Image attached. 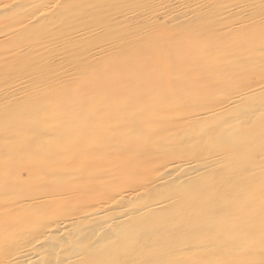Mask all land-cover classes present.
Here are the masks:
<instances>
[{"label":"bare ground","instance_id":"obj_1","mask_svg":"<svg viewBox=\"0 0 264 264\" xmlns=\"http://www.w3.org/2000/svg\"><path fill=\"white\" fill-rule=\"evenodd\" d=\"M67 1L72 0H59L54 8L59 6L60 11L66 12L70 3ZM23 3V0L0 1V13ZM157 3L162 10V7H168L170 11L155 14L152 11V16L144 15L153 19L150 23L154 33L150 39L141 37L134 28L125 29L128 28L125 25L130 26V21L138 15L131 12L125 17L126 21L113 19L115 29L106 31L100 38L109 35L116 43L102 45L103 42L98 43L97 49H86L87 55L75 57L71 68L62 74H59V68L42 67V63L32 65V73L16 74L0 84V264H264V254L261 256L264 251V202L256 196L253 198L255 180L237 186L228 180L229 184L225 182L224 185L228 199L221 200L217 194L223 190L216 186L221 182L214 184V172L209 176L216 167L230 168L231 163L227 165L225 162L226 155L238 162L242 155L249 159L264 152L263 132L255 134L260 139L255 147H249L246 140L253 135L251 120L254 114L260 112L262 115L264 111V60L259 53V58L247 57L255 50L248 44V52L239 53L243 58L247 57L240 59L245 64L239 66L236 61L228 60L231 54L224 51L230 47L228 42L218 48L214 42L226 32L264 27V11L257 17H238L236 20L233 16L239 13H233L241 8V4L240 8L237 7L239 4H234L219 11L211 4L210 7L207 4L201 6L202 3L195 6L185 4L183 0ZM246 4L245 8L249 7ZM50 5L49 8L53 4ZM243 8L240 9L242 13L245 12ZM195 11L197 17L191 15ZM161 13H166L167 18L176 15L179 18L180 15L183 23L178 20L174 26L183 28L179 35L194 36L195 43L188 46L182 39H176L173 41L176 50L169 54L167 41L173 37L169 38L168 30L160 27L157 18ZM39 21L26 22L25 26ZM99 26L93 25L89 30H96ZM85 33L82 30L75 35ZM93 36L100 37L99 33ZM20 40L15 38L14 42L18 41V44ZM241 41L244 40L231 42L236 51L244 47L245 43ZM146 45L150 49L144 51ZM53 49L56 51L61 47ZM72 52H75L73 47ZM211 64L214 69L219 66L221 74L217 73L222 82L218 85L221 89L213 88V84L202 78ZM178 67L182 73L171 72ZM118 91H148L151 112L147 116L157 110L158 115L161 111L158 122L168 124L162 126L164 129L159 133H154L156 142L169 135L170 142L177 141L181 143L179 148H185L171 153V159L160 162L164 164L158 163L160 168L155 172L152 184L145 185L142 198L137 191L141 188L139 186L135 190H118V176L129 175L136 179L145 166H153L154 161L145 158L151 151L143 141L135 138L116 140L118 133L106 125L110 119L117 128L122 126L112 111L118 107L126 110L130 101L144 95L140 92L135 99L125 101ZM165 91H193V96L187 93L186 100L173 95L167 98L169 95ZM210 91L226 93H220V96L218 93V99H209ZM188 104L194 109L175 111ZM78 106L92 111L88 112L92 118H89L91 123L87 128L65 113ZM139 107L141 112L144 109L139 114L148 112L142 102ZM130 116L132 114L126 121L132 120ZM96 119L101 124L95 122ZM260 119L256 124L264 128V114ZM59 121H65L67 125L58 124ZM66 131L72 134L70 139L76 138L75 142L67 139ZM143 149L148 150L145 164L136 159L137 153ZM122 155H128L127 163L118 168L115 164ZM242 169L239 165L238 170ZM128 171L131 172L126 175ZM236 180L235 177L233 182ZM184 192L188 196L186 200L178 206L169 204L167 210L169 205L166 202ZM184 206L188 209L183 210ZM225 211H231V218L216 221L218 214ZM188 228L192 231L189 232Z\"/></svg>","mask_w":264,"mask_h":264},{"label":"rangeland","instance_id":"obj_2","mask_svg":"<svg viewBox=\"0 0 264 264\" xmlns=\"http://www.w3.org/2000/svg\"><path fill=\"white\" fill-rule=\"evenodd\" d=\"M0 1H4V0H0ZM53 1H54V3H53ZM72 1H75V2H72ZM72 1H67V3L68 2H70V3L68 4V8H67L66 12L62 11V10L60 11L58 9L59 6H56L57 8H54L55 4L59 3V0H50V1L49 0H23L24 3L21 6H16V7L12 8L10 11H3V12L0 13V84L4 83V82H7V80L9 78H11L12 76H14L16 74H20L21 75V73L24 74V72L32 73L31 71H34V69H33L34 67L32 68V65H39V64H42V63H43L42 67L52 68V66H55V67L59 68L60 72H61L59 74H62L63 72H65L66 70H69L71 68V66H70L71 61L74 60L75 57L80 58L81 56L85 57L87 55L85 53L86 49L91 48V47L97 49L100 46V45L97 46L98 43H103L104 42V44H102V45H106V44L109 45V44L116 43V41L114 39H113V41H112V39H110L109 35H104L103 39H100V38L102 37L103 34L106 33V31L107 32L109 30L113 31L115 29V26H113L114 20H116V21H121V20L126 21L125 17H128V14L131 13V12L134 13V15H135V13H138V15L139 14L140 15L139 16L135 15V18L130 21V23H132V24L130 26L125 25V27H128V28H125V29H127L129 31L135 29L136 33L140 34L141 37L150 39V35L152 33H154V31L152 29L153 26L150 23L153 19L151 18L149 20L150 16L147 17V16H144V15H148V14L151 15L152 11H153L154 14L156 12H159V11H164V12L165 11L166 12L170 11L169 9H167L168 7H166V8L162 7L164 10H162L160 8L161 5L158 4L157 1L159 2V1H162V0H154V1L153 0H72ZM92 1H93V3H92ZM183 1L186 2L185 4L189 3V4H192V5L194 4L195 6L196 5L197 6L201 5V3H202L201 6H206V4H207V7H210L212 5L214 7H217L219 11L221 9H223L224 7H227V5H234V4L238 5L239 4L237 6V7H239L240 4H241L240 7L243 8L242 7V5H243L244 8H245V4L247 3L246 6H248V4H249V7H246L245 9L243 8V11H245L243 13H242V10H240L241 9L240 7H239L240 9L237 8V9H239V10H237L239 12L235 11L236 13L234 12L233 15L238 14V13L240 14V12H241V14L233 16V18L236 19V20L244 19V18H247V17H253V16L257 17L260 12L264 11V8H263L264 7V1L263 0H254V1H252V0H248V1H246V0H233V1H231L230 0L231 2L228 1V0H218V1L217 0H210V1L209 0H199L200 1L199 2L197 0L199 3H197L196 0H188V2H187V0H183ZM202 1H204V4H203ZM205 1H207V3ZM212 1H213V3H215L216 6L212 3ZM244 1H246V3H243ZM249 1H250V3H249ZM90 2H91V4H90ZM148 2H149V4H148ZM194 2H196V4ZM223 2H226L225 6H222V5H224ZM48 3H49V5L53 4L52 6L50 5L51 8H49ZM251 3H253V4H251ZM254 3L255 4L259 3L261 6L257 7L256 9H254L255 6L259 5V4L255 5ZM107 5H109V6H107ZM149 5H152V6H149ZM158 5H159V7H158ZM71 6H72V8H70ZM251 6L253 7L252 9H251ZM44 7H46V8H44ZM85 7H86V9H88V11L85 9ZM19 8H21V9H19ZM92 8H93V10H92ZM95 8H97V9H95ZM39 9H40V11H38ZM56 9H58V10H56ZM132 9H133V11H132ZM126 10H128V11H126ZM138 10H140L139 12H141V11L142 12L139 13ZM37 11H38V13L39 12L40 13L38 14ZM49 11L50 12L53 11V12L48 14ZM195 12H194V14L192 13L191 15L197 17L198 13L197 12L195 13ZM114 13H116V15L117 14H119V15L116 17V15ZM56 14H58V15H56ZM124 14H125V16H124ZM165 14L166 13L159 14L160 18L158 16V18H157L158 20L157 21L160 24L161 29H164V31H166V32L168 30L169 34L167 33V35L169 36V38L173 37V38H171V40L169 39L167 41V43L169 42L168 45H167V50L170 51V53L168 52L169 54H171V52L173 50H176V46L177 45H175L173 43V41H175L176 39H182V42L185 43L188 46H189V44L195 43L196 39L193 38L194 36L191 37V36H188V35H179V33L183 30V28H179L178 29V28H176L174 26L177 23H179L180 21H181V23H183V21L180 20V17H181L180 15H179V18H178L177 15H176L177 18H176V16L172 17V18H167L168 15H165ZM34 15H37V16H34ZM50 15H52V16H50ZM121 15H122V17H120ZM98 16H99V18H97ZM30 17H32V19H27V18H30ZM35 17H38L39 19L35 18ZM110 17H111V20H110ZM238 17H239V19H238ZM107 18L109 20H107ZM233 18H231V19H233ZM33 19L34 20H40V21L31 23V24L25 26L27 23H30L29 21H34ZM48 19H49V21H47ZM27 20H29V21H27ZM96 20H98V21H96ZM163 20H165V21H163ZM173 20L175 21V23H174ZM178 20H179V22H178ZM20 22H22V23H20ZM101 22H103L104 24L102 25ZM108 22H109V24L110 23L111 24L109 25ZM134 22H136V23H134ZM138 22H139V24H138ZM145 22H147V24H149V25H146ZM162 22H163V24H162ZM133 23H134V25H133ZM141 23H142V25H141ZM93 25H96V26L100 25V26L96 30L95 29L89 30V28H92ZM136 25H139V27H137ZM166 25H167V28H166ZM141 27H143V29ZM170 27H172V28H170ZM17 28H19L17 31H19L21 29L22 30L17 32L15 30ZM112 28H114V29H112ZM45 29H46V31H45ZM84 29H86V30H84ZM99 29L102 30V31H100ZM104 29H106V30H104ZM82 30L87 32V33H85L83 35H79V36L76 37L75 34L78 35L80 33V31H82ZM16 32H17V35H16ZM30 32H31V34H30ZM77 32H79V33H77ZM91 32H93V33H91ZM166 32H164V33H166ZM244 32H246V33H244ZM97 33H99L100 37H98L97 39L93 38L94 37L93 35H95ZM15 38H21V40H20L21 43L17 44L18 41L14 42ZM37 39H39L40 42ZM241 39L244 40V41H241V42H244L245 45L240 51H236V48L234 47V45L232 43H234V41H240ZM72 40H73V42H71ZM53 42H54L55 45L53 44ZM69 42H71V43H69ZM214 42H215V45H217V48H218V46H220V44H224L223 42H228L230 44V47L228 46V48L226 50H224L226 53L231 54L229 56L228 60H230L231 62L236 61L237 64H239V66H243V64H245V63H242V61L240 62V59H246L247 57H249V58L253 57L254 59H256L258 57L257 53H259V55H260L259 57L261 58V60H264V27H262V28L261 27H255V28H252V29H250L248 31L238 29V30L226 32L223 35V37H219V36L216 37V41H214ZM218 43H219V45H218ZM248 44L249 45L250 44L253 45V47L255 48V50L253 52L256 53V54L252 53L251 55L247 56L246 58H243V56L241 54H239V53L241 51L242 52H248V50L250 49ZM55 46H56V48L61 47V49L55 51V49H53ZM19 47H21V49ZM72 47L75 50V52H72ZM148 48L150 49V47L146 45V46L143 47V50L145 51V49H148ZM164 48H165V46H164ZM25 49H27V50L24 51ZM141 49H142V46L138 47L139 51ZM18 50H20V51H18ZM77 50L79 51L78 53H77ZM135 50L138 51L137 48H135ZM233 52H234V54H233ZM74 53H77V54H74ZM57 54H59V55L57 56ZM53 56L55 57V59L53 58ZM261 56H263V57H261ZM49 58L51 59V61H50ZM43 59L44 60L48 59L49 61L45 60L48 63H46ZM44 63H45V65H44ZM241 63H242V65H241ZM23 64L26 65V66H24L25 68L23 66H20V65H23ZM67 65H68L69 68H67ZM21 67H23V68H21ZM63 67H66V68H63ZM210 67H209L208 72L204 73L205 77L203 76L202 78H203L204 81L207 80V82L213 84L214 85V86H212L213 88L214 87H219V89H221L222 88L221 85H218V84H220L222 82V81L220 82L221 77H220L219 73H217V72H220L218 70L219 66L215 67L216 69H214V66L211 64ZM171 72L172 73H174V72L179 73L180 69L178 67V68L175 69V71H171ZM213 72H215V73H213ZM180 73H182V71ZM207 74H209V76H207ZM210 74L211 75L214 74L215 76L214 75L211 76ZM220 74H221V72H220ZM135 79H136V77H135ZM181 80H182V82L185 81L184 79H181ZM178 82H180L182 84V82L180 80ZM140 92L143 93L144 97L139 98L137 100H132V102L130 101V103L127 105V109L126 110L124 108L118 107V109H115V110L112 111L113 114L118 116L116 120H118V123L121 122L120 124L122 126L117 128L115 122L111 121L109 119V121L107 123L108 125H106V127L109 130L114 131L116 134L118 133L116 135V138H117L116 140H125V139H129V138H131V139L135 138L138 141H141V142L143 141L144 145L146 144L145 146H147L150 149L151 152H148V150H147L148 154H147V152L144 149H143V151H139L137 153L136 159L140 160V162L145 164L146 160L144 159V157L146 156L145 155V152H146V154L148 156H146L145 158H148V159L150 158L152 161H154V162H152L153 166L150 165V166H148L149 168L145 166L144 169H143V172H141V173L136 175L137 176L136 179H133L131 176L128 175V174H130L131 171H128L126 173V175H128V176H121V177L118 176V182H119L118 183V187H119L118 190L119 189H122V190H135V188L139 186L141 188L139 190H137V191L141 193L140 197L142 198V196H145L144 195L145 194V190H144L145 185L148 184V183L152 184L151 182L153 181V178H155V176L157 174L155 172L157 170H159L160 164L162 165L166 161L171 159V157H173V156H171V153L178 152L180 150V148H183V149H185V148L184 147H180L179 148V146H181V143H179L177 141H173V143L170 142L169 138H168L169 135H165L166 138H164L163 140H161L159 142L158 141L156 142V139L153 137L154 133H156V132L159 133V130L164 129V127H166L168 124L167 123H164V124L161 123L160 124L158 122L159 121V114H161V111H159L158 115L156 114L158 112V110H157V112L156 111L152 112V113H154L152 116H150V117H149V115L147 116V114H149L151 112L150 107H149V105L151 104V102H150L151 99L148 98V91H143V92L142 91H118V93H121L122 98L126 99L125 101H129V99H135V96L137 97V95ZM192 92L193 91H165V94L169 95V96H167V98L170 97V96L172 97V95H173L176 98L184 100L186 98V96H187L186 95L187 93H188L189 96L192 97L193 96V94H191ZM203 92H205V91H203ZM218 93H219V96H220V93L224 94L226 92L225 91H210V94H208V98L209 99H211V98L218 99L217 98V97H219L217 95ZM213 94H216V96L212 97L211 95H213ZM141 102L143 103L145 108L148 107L147 108L148 112H146V114H143V115L139 114V113H142L144 111V109H143L142 112H141V108L139 107ZM185 107H187L188 109L185 108ZM191 107H192V104H188L187 106H184V108H182L180 110H175V111L176 112H179V111L180 112L181 111L185 112V111H189L191 109H194V107H192V108ZM69 110H71V111L65 112L66 114H68V117L72 116L73 118H75L76 121L80 122L81 126L84 127V128H87L89 126L88 123L89 124L91 123V120L89 118H92V115H90L88 112H92L91 110L85 109L84 106H78V107L73 108V109L70 108ZM258 113L256 112L257 116H255L256 114H254L253 119L251 120V123L252 124L254 123L253 125L251 124L252 125L251 127H252V134L253 135H252V137H249L250 136L249 135L246 138V140H248V146L249 147L250 146L251 147H255V146H257V144L259 145V142H260L259 141L260 140L259 139V135H260L261 132H263L262 135H264L263 126H261L259 123L256 124L258 121H261L260 118L263 116L264 111H263L262 115H261L260 112H258ZM131 114H132V116H130V117L132 118V120H127L126 121V119H130V118H127V117H129V115H131ZM138 114H139V116L142 115V116H140L141 117L140 119H138V117H139ZM42 116H40V117H42ZM82 121H83V123H82ZM95 122L101 124L98 119H96ZM58 124H64V126L67 125L65 121H59ZM153 124H156V126L154 125L155 126L154 127ZM162 126H164V127H162ZM254 126H255L256 130H259V131L256 132ZM143 127H145L146 129L145 128L143 129ZM147 127H148V129H147ZM160 127H162V128H160ZM260 127H261V129H260ZM70 129L71 130H75L73 128H70ZM23 130L25 131L24 128H23ZM19 131H21V130H19ZM257 133L259 135L255 136V134H257ZM66 135H68L67 139H70L72 134L70 132H67ZM253 136H255V138L257 140ZM98 138H100V137L98 136ZM74 139H76V138H74ZM74 139H70V140H72V142H75ZM252 139H255V140L252 141ZM146 141H148V143ZM255 142H256V145H255ZM250 143L251 144L253 143V145H251ZM155 144H156V146H155ZM165 145L168 148L167 147L165 148ZM176 149H177V151H176ZM104 152L107 153L108 151L105 150ZM168 154H170V155H168ZM177 156H183V155H178L177 154ZM127 158H128V155H122V156L118 157V162H116L118 164H115V165L118 168L120 166L125 165L127 163ZM165 158H166V160H165ZM161 159L163 161H161ZM235 159H233L231 157V155H226L225 162H227L226 163L227 165H229L231 163L230 168H227V169L225 168L224 169L222 166L221 167H216L215 170H212V174H209V176H211V175H213V172H214V176H212V178L215 177V179L213 180L214 184H216L218 182H221V184L219 186L216 184L217 187H220L223 190V191H220L217 194L218 199H221V200H224V199L226 200V198L228 199V195L225 193L226 191L224 190L225 182L228 183V180L231 179L230 181L232 182V184L234 186H237L239 183H242V182L247 181V180H248V183L251 180H255L256 183H254L253 186H255L256 190L252 192L253 198L256 199V197H257V199H263L261 201L264 202V184L263 185L259 184V183H261V181H262V183L264 182V173L262 172V171H264V165H263L264 164V152L261 155H258V156H255V157H250L249 159H248V157H246V156L244 157L242 155V157L239 158L240 160L237 159L238 162H234ZM244 160L245 161L247 160V162H244ZM250 160H252L253 163ZM160 162H164V163H160ZM243 162H244V165H242ZM113 163H115V162H113ZM158 163H160V164L158 165ZM239 165H241V168H243L242 171L238 170L239 169ZM154 166H155V168H154ZM103 168H104V170H106V167H103ZM260 168L263 169V170H261ZM103 172H105V171H103ZM102 173H101V175H102ZM147 174H149V175H147ZM235 177L237 178V180L233 182V179ZM150 178H152V179H150ZM139 179H141L142 181L139 180ZM141 185H143V186H141ZM102 188H103V186H100V189H102ZM187 192L189 193V191H187ZM182 196H185V197L183 198ZM187 197L188 196L184 192L181 196L174 198L173 201H169V202H166V203H167V205L171 204L172 206H178L179 204H182V200H186ZM166 207L168 208L167 210H169L170 205L166 206ZM189 207L191 209H193L190 205H188V208ZM183 208H184L183 210L188 209L186 206H184ZM183 210H181V211H183ZM230 212L231 211H225V212H223L222 215H221V213L218 214V218H216V221L217 220L220 221L221 219H222V221L223 220L225 221L226 218H231L230 215H229ZM225 213H226V215H225ZM259 216H261V215H259ZM188 230H189V232L192 231L191 228H188ZM258 231L259 230H256V232H258ZM263 249H264V247H263ZM263 254H264V251H263V253H261V256Z\"/></svg>","mask_w":264,"mask_h":264}]
</instances>
